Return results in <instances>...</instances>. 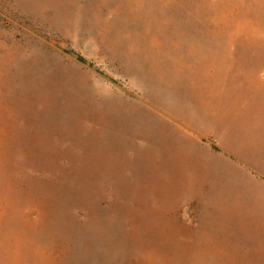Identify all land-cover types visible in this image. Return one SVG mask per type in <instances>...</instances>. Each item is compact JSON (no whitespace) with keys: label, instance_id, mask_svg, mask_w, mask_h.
Here are the masks:
<instances>
[{"label":"rangeland","instance_id":"rangeland-1","mask_svg":"<svg viewBox=\"0 0 264 264\" xmlns=\"http://www.w3.org/2000/svg\"><path fill=\"white\" fill-rule=\"evenodd\" d=\"M236 75L264 95V0H0V264H172L115 213L163 205L123 129Z\"/></svg>","mask_w":264,"mask_h":264},{"label":"crops","instance_id":"crops-1","mask_svg":"<svg viewBox=\"0 0 264 264\" xmlns=\"http://www.w3.org/2000/svg\"><path fill=\"white\" fill-rule=\"evenodd\" d=\"M166 107L123 129L162 168L163 205L115 213L171 231L172 264H264V95L236 75L209 103Z\"/></svg>","mask_w":264,"mask_h":264},{"label":"trees","instance_id":"trees-1","mask_svg":"<svg viewBox=\"0 0 264 264\" xmlns=\"http://www.w3.org/2000/svg\"><path fill=\"white\" fill-rule=\"evenodd\" d=\"M74 55V57H75V59L78 61V62H80V63H82V64H86L87 62L81 57V56H79V55H77V54H73ZM91 67V66H90Z\"/></svg>","mask_w":264,"mask_h":264}]
</instances>
